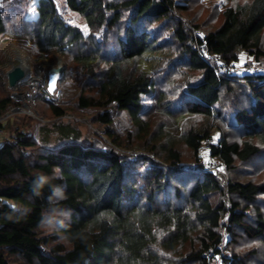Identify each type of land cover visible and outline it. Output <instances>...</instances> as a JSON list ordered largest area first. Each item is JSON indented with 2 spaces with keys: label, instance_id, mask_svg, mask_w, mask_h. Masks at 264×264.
<instances>
[{
  "label": "trees",
  "instance_id": "1",
  "mask_svg": "<svg viewBox=\"0 0 264 264\" xmlns=\"http://www.w3.org/2000/svg\"><path fill=\"white\" fill-rule=\"evenodd\" d=\"M230 1L206 29L176 16L189 10L174 0H64L87 31L56 0H37V17L11 32L0 5V41L64 57L53 117L92 111L102 130L84 144L56 123L55 140L42 127L39 138L23 130L0 144V264H250L264 254L222 250L223 230L227 248L239 233L264 244V183L239 178L264 155V0ZM242 54L256 73L236 72ZM2 64L0 118L13 103ZM183 116L206 124L177 139L165 121L176 132ZM177 141L194 157L190 170ZM135 149L162 164L121 153ZM203 157L230 178L203 168Z\"/></svg>",
  "mask_w": 264,
  "mask_h": 264
},
{
  "label": "rangeland",
  "instance_id": "2",
  "mask_svg": "<svg viewBox=\"0 0 264 264\" xmlns=\"http://www.w3.org/2000/svg\"><path fill=\"white\" fill-rule=\"evenodd\" d=\"M174 1L176 3H181L182 5H187L189 10L188 13L176 12V16L187 20V22H189L190 24H200L204 29H206V26L208 25H210V27L212 28L218 25V23L220 22L221 12H223L231 4L230 0ZM56 3L60 14L64 17L65 20H67L72 25H75L80 29L87 31L85 20L76 13L71 12L64 3V0H56ZM36 4L37 0H0V5L3 9L6 23L11 32L20 28V24L23 19L27 18L31 20L37 17V13L35 10ZM19 53L24 54L28 58L30 63V74L38 81L35 82L30 78V80H23L22 84L17 89L15 88V86L10 87L8 73L11 71V69H13L14 57ZM1 59L3 61L2 68L5 72L6 80L8 82L7 89L8 91H10V97L13 103L10 105L6 114L2 117L5 124L0 125V131L2 135L0 143H2L4 140L15 139L18 132H21L23 130L29 131V133L35 138H39L40 135H46V132L43 131L44 129H42V127H48L50 129L49 133H51L52 139L55 140L60 136L61 132V130H59L57 126H53L56 123L71 125V128L75 129L76 132H80L81 137L84 138V144L88 143V139L97 138V140H99L102 130L92 121L94 116V113L92 111H68V114H66L63 118L55 119L50 107L47 104V102H52L54 104L61 105L63 102V92L60 90L58 91L55 88L51 89L49 84H52V82L47 78H45V81H42L44 74L47 73L49 69H51L52 67H56L59 64H64V57L62 55H45L37 51L31 40H19L12 37H6L0 41V60ZM248 60L249 59L246 54L241 55L240 64L236 69L237 73H239L240 71L245 72L247 68L250 69L251 72H257L256 69H258V67L255 65L243 67V64H245ZM18 106L22 107L24 112L13 111V109ZM71 106L73 105L71 104ZM185 118L183 116V119L180 120L181 125L178 124V126L181 127V130L178 127L176 132L174 131L176 122L172 123L171 121H165L169 125L171 133L174 134L173 136L177 139L179 138V134L185 132V130H187L188 128L206 124V121L201 118H194V120H190L187 117ZM30 120L32 121V123L30 122ZM222 127L224 133H227L228 130L226 129V126L222 125ZM235 138H237V136ZM177 142L176 146L178 147L177 149H179L181 152L182 164L184 166V169L190 170V168H192L193 164L195 163V160L193 159L194 157L189 150L185 149L181 141ZM121 153L127 155L128 158L132 160H137L140 155H144L151 160L157 161V163L162 164V162L158 160V156H155V154L152 152H144L143 149H135V151L133 150L127 154L123 152ZM201 163L203 164V168L205 167L206 170H213L214 172H218V174L222 175L223 180H227L231 176L222 166H220L214 160H210L209 158L205 157ZM243 167H245L246 171L245 173L241 172V174H239V178L244 183H247L249 181L264 183V155L260 158L255 157L253 160H251V162L247 163V165ZM261 201L264 202V196L261 197ZM54 228V224L47 223L44 230L46 232H50L53 231ZM223 234L224 243L222 245V250L225 257L232 256L230 249H235L241 254H247L254 248L258 250L264 249L263 242L252 241L241 233H239L241 236L236 239V245L227 248L228 241L231 236L225 230H223ZM187 249L188 247L185 248L182 255H184V253H187ZM260 253L261 254L258 258H252L253 260L249 259V263L259 264L258 260L264 257L263 252ZM217 261H219L218 264H221V260L218 259ZM172 263H175V261H170L169 263L168 260V264Z\"/></svg>",
  "mask_w": 264,
  "mask_h": 264
},
{
  "label": "bare ground",
  "instance_id": "3",
  "mask_svg": "<svg viewBox=\"0 0 264 264\" xmlns=\"http://www.w3.org/2000/svg\"><path fill=\"white\" fill-rule=\"evenodd\" d=\"M15 72H20V73L23 72L22 78H19L16 82L15 88H17V89L20 87L23 80L30 78L31 80H33L35 82L38 81V80H36L35 77H32V75L30 74V63H29L28 58L24 54L19 53L14 57L13 69H11V73H15ZM45 78H47L48 80H50L52 82V84L51 83L49 84L51 89L55 88L56 79L50 78L47 73L44 74L42 81H45Z\"/></svg>",
  "mask_w": 264,
  "mask_h": 264
},
{
  "label": "water",
  "instance_id": "4",
  "mask_svg": "<svg viewBox=\"0 0 264 264\" xmlns=\"http://www.w3.org/2000/svg\"><path fill=\"white\" fill-rule=\"evenodd\" d=\"M48 76L50 78H55L56 79V84H55V89L57 88V83L62 80L64 76V65L59 64L56 67H52L51 69L48 70L47 72ZM23 72H15L11 73V71L8 73V78H9V85L10 87L16 86V82L19 78H22Z\"/></svg>",
  "mask_w": 264,
  "mask_h": 264
},
{
  "label": "built area",
  "instance_id": "5",
  "mask_svg": "<svg viewBox=\"0 0 264 264\" xmlns=\"http://www.w3.org/2000/svg\"><path fill=\"white\" fill-rule=\"evenodd\" d=\"M239 73L241 74V73H243V71H240ZM13 111H21V112H24V110L22 109V107H19V106L16 107V108H14ZM0 123H1V124H5V122L3 121V118H0ZM1 136H2V135H1V131H0V139H2ZM0 141H1V140H0ZM208 171H213V170H208Z\"/></svg>",
  "mask_w": 264,
  "mask_h": 264
},
{
  "label": "crops",
  "instance_id": "6",
  "mask_svg": "<svg viewBox=\"0 0 264 264\" xmlns=\"http://www.w3.org/2000/svg\"><path fill=\"white\" fill-rule=\"evenodd\" d=\"M1 144V143H0Z\"/></svg>",
  "mask_w": 264,
  "mask_h": 264
}]
</instances>
